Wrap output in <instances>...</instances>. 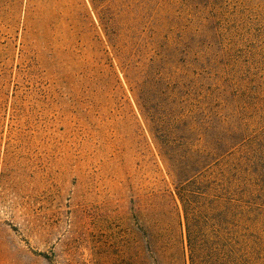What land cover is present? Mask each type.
Instances as JSON below:
<instances>
[{
  "label": "rangeland",
  "instance_id": "374dc122",
  "mask_svg": "<svg viewBox=\"0 0 264 264\" xmlns=\"http://www.w3.org/2000/svg\"><path fill=\"white\" fill-rule=\"evenodd\" d=\"M197 173L264 251V0H0V264H185Z\"/></svg>",
  "mask_w": 264,
  "mask_h": 264
},
{
  "label": "trees",
  "instance_id": "16d2710c",
  "mask_svg": "<svg viewBox=\"0 0 264 264\" xmlns=\"http://www.w3.org/2000/svg\"><path fill=\"white\" fill-rule=\"evenodd\" d=\"M156 139L158 141V137ZM163 158L171 167L170 158ZM199 175L185 177L184 181L175 184L185 227V264H264L263 246L256 236H252L250 245L246 244L249 250L240 251L242 235L239 232L233 233L236 235L233 237L222 234L221 223L226 210L230 211V217L240 213L234 202L239 203L241 198L232 197L235 191L233 187L227 188L229 181L223 176L218 181L199 179ZM215 202L222 205V209L215 208ZM206 219L208 222L204 223ZM179 225L182 227L181 221ZM203 225H206L205 229Z\"/></svg>",
  "mask_w": 264,
  "mask_h": 264
}]
</instances>
